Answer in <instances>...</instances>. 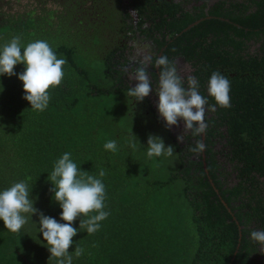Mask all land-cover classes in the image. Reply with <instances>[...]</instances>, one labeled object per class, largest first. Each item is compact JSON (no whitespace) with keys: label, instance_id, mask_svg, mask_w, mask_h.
<instances>
[{"label":"trees","instance_id":"1","mask_svg":"<svg viewBox=\"0 0 264 264\" xmlns=\"http://www.w3.org/2000/svg\"><path fill=\"white\" fill-rule=\"evenodd\" d=\"M64 1L26 0L36 2L35 15L20 13L21 0H0V47L14 36H21L22 46L46 40L67 60L64 80L49 90L43 112L23 99L17 76H0V190L30 177L34 207L63 223L48 176L69 152L82 171L98 176L106 169L110 212L92 235L79 231L80 218L73 222V264H264V246L250 238L253 230H264V0H232V14L220 6L181 20L173 18L175 7L167 0L131 4L140 11L148 4V21L159 18L167 33L178 26L180 36L170 34L163 56L176 50L177 58L191 63L202 95L212 72L230 80L231 107L206 112L207 147L200 154L189 151L200 137L185 133L179 142L181 134L166 127L151 96L139 103L128 96V39L113 33L104 52L95 51L101 38L92 33L108 28L113 7L103 12L104 0ZM95 5L105 18L87 24L83 20L93 17ZM137 14L140 27L145 14ZM224 16L233 23L219 18ZM201 17L204 22L182 32L188 19ZM14 71L22 73L24 65ZM132 133L140 143L135 150L129 147ZM149 134L173 146V156L149 158ZM113 139L117 151H106L104 144ZM31 219L19 234L0 221V264H56L39 233V217ZM77 245L84 249L80 257L74 255Z\"/></svg>","mask_w":264,"mask_h":264},{"label":"clouds","instance_id":"2","mask_svg":"<svg viewBox=\"0 0 264 264\" xmlns=\"http://www.w3.org/2000/svg\"><path fill=\"white\" fill-rule=\"evenodd\" d=\"M151 57H147L134 71L131 77L135 81V87L129 86L128 96L136 98L137 103L142 102L153 90V82L148 69ZM66 58H58L54 49L46 40H35L22 46L21 36H14L0 47V76H17L23 84L24 96L31 105V110L43 112L50 102L49 90L59 87L64 80V65ZM22 64L24 71L17 75L14 68ZM155 68L159 69V80L155 87L158 97L157 109L160 118L167 128L177 126L183 122V133L177 137L179 142H184L185 133L193 137H200L189 148L192 153L200 154L206 150V144L202 139L207 131L205 122L206 112H215L216 107L230 108L231 98L230 80L219 71L212 72L207 84V96L200 92L199 81L196 77H187V87L184 78L178 73L177 67L170 62L167 56H159L155 59ZM126 70V69H125ZM0 85V92H3ZM211 97L215 104H210ZM129 141V147L134 150L138 142L135 135ZM106 151L116 152L117 141L108 140L104 144ZM147 156L171 157L174 148L165 146L159 136L149 134L147 138ZM106 175V169L100 168L96 174L82 171L73 161L71 154L65 152L54 163L53 170L48 181L52 187L50 192L53 200L61 209L60 221L49 217L34 207L35 199L31 197L26 178L13 183L10 187L0 190V221L11 233L19 234L20 230L28 223L29 218L39 217V233L50 253V259H55L56 264H73V255L69 248L73 244V237L78 229L73 227V222L80 218V229H86L88 235L100 230L101 222L110 215L105 211L106 190L102 178ZM32 220V219H31ZM251 240L264 246V230H253ZM84 249L75 247L74 255L80 257Z\"/></svg>","mask_w":264,"mask_h":264},{"label":"flooded vegetation","instance_id":"3","mask_svg":"<svg viewBox=\"0 0 264 264\" xmlns=\"http://www.w3.org/2000/svg\"><path fill=\"white\" fill-rule=\"evenodd\" d=\"M24 1L25 0H23V2ZM231 1L230 0H167V3L172 4L175 7V8L173 7L171 8L172 11H175L173 18L181 20L188 16L187 15L188 12L189 13L192 12V14H195V15L208 14L210 11H213V10L216 11L218 7L220 6H223L220 8V12H222L225 15L226 13L232 14V12L234 11V8H232V4L234 1L232 2ZM104 2H106V4L103 5L101 11L104 12L105 8H107L109 5L113 7L111 18L109 20L110 25L108 26V28H110L113 31V33H117L119 37L128 39V42H130V45H131L128 50V64L125 66V69L129 72L128 76H129V81H130L131 86L135 87V83H136L135 81H132L131 79V77L134 74L135 69L139 67L141 62L145 61L147 57L152 58L151 64L149 65L150 68L148 69V71L150 73V76L153 82V90L149 94V96L153 98L154 104L157 107L158 97L156 96V93H155V87L158 84L160 70L155 68V59L163 55V52L168 46L167 42L173 40L171 38L173 34L175 35V38L180 36V33L177 32L178 26L171 27V30L173 32V34H171V33L166 32L168 31V27L167 25L163 24L164 22L161 23V20L159 18L157 19L156 24H153L151 20L148 21V4L145 5L143 11H140L137 9L135 5H134L135 7L131 5L132 3L134 4L135 2L133 0H104ZM137 12L139 14H145V16H141L144 22H143V25H141L140 27L139 25L141 24V19L138 17ZM87 15H91V14L87 13ZM107 15L108 17L110 16L108 13ZM163 16L167 18V20L170 19L168 14H165ZM212 16L216 17L214 15L207 16V17L212 18ZM100 17L105 18L102 12H101ZM108 17H106V19ZM219 18H221L222 20H226V21L230 20L226 16L219 17ZM97 20L98 19L91 17L83 21L85 23L89 21L95 23L97 22ZM204 21L205 20L203 17L198 18L195 21H193L192 18H190L188 19L187 22L182 24V27H183L182 32H187L189 29H191L195 25L201 24ZM153 29H161V32L158 34H155L152 31ZM214 31H217V30H214ZM170 34H171V37H170ZM155 39H157V41H155ZM137 49L143 53L136 54ZM175 51L176 50L171 52L168 57L171 56L170 60L176 65L178 73L184 78L185 77L184 74H186L184 73V70L189 69L188 72L191 73L193 67H192V64L189 63L185 58H181V57L177 58L175 55ZM185 87L187 86L185 85ZM179 123L183 126L182 121H180Z\"/></svg>","mask_w":264,"mask_h":264},{"label":"rangeland","instance_id":"4","mask_svg":"<svg viewBox=\"0 0 264 264\" xmlns=\"http://www.w3.org/2000/svg\"><path fill=\"white\" fill-rule=\"evenodd\" d=\"M21 2H22V6L19 9L20 13H24V12L29 13V12L32 11L35 15H39L40 14L39 9H36V8H38L36 2H34L32 5H28L26 0L24 2H23V0H21ZM90 12L93 15V18H95V19H99L100 18L101 11L98 9V7L96 5L94 6L93 9L90 10ZM92 34L95 35V37H96V39L98 41H99V38H101L100 44L98 46H95V51H97L99 53L104 52V50L107 48L108 44L111 43V40H112V37H113V31L110 28L101 27V28H99L98 31H95V32L93 31ZM100 46H104V47H100ZM93 50L94 49L89 50V51H93ZM142 53L143 52H141L140 50H138V49L136 50V54H142ZM188 71H189V69L184 70V73H186V74H184L185 75L184 79L187 78L190 75V72H188ZM128 75H129V72L127 71V76ZM128 79H129V76H128ZM171 129L177 134H182L183 133V126L180 123H178L177 126L171 127ZM172 185H178V181L175 182ZM170 190H171V188H170Z\"/></svg>","mask_w":264,"mask_h":264},{"label":"water","instance_id":"5","mask_svg":"<svg viewBox=\"0 0 264 264\" xmlns=\"http://www.w3.org/2000/svg\"><path fill=\"white\" fill-rule=\"evenodd\" d=\"M203 138H204V135H203Z\"/></svg>","mask_w":264,"mask_h":264}]
</instances>
